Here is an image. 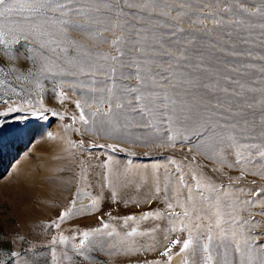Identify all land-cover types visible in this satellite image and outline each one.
<instances>
[{"label":"rangeland","instance_id":"374dc122","mask_svg":"<svg viewBox=\"0 0 264 264\" xmlns=\"http://www.w3.org/2000/svg\"><path fill=\"white\" fill-rule=\"evenodd\" d=\"M129 2L139 4L144 0ZM120 3L128 15L117 17L115 12L101 10L100 18L106 19L107 22L96 25L95 29L108 28L107 31H102V38H89L85 32L69 31L68 35L84 46L79 51L68 46L66 53L58 50L54 54L47 49H40L38 45L22 42L17 46L15 61L8 60L0 53V66L6 69L0 73V80L4 81V85L0 87V253H2L0 259H3L4 264H53L50 241L53 236L58 237L61 233L68 236L69 241L63 245L57 242L55 245L56 264H143L144 260L163 262L166 258L161 256V252L168 245L164 237L167 235L169 239L177 237L183 239L187 235L167 231L172 227L170 221L175 220L169 213L183 211L179 207L168 209L167 202L175 204V199L166 202L163 192L159 196H154L157 179L162 189L165 183L170 181L168 196L170 198L174 196L173 187L176 180L172 174L176 172L177 164L181 165L184 173H187L189 168H196L197 164L201 165L197 171L225 189L229 186L228 177H233L231 187L233 195L230 199L226 198L225 203H231L238 198L237 205L240 209L238 215L241 221L249 222L245 225V231L257 241L254 247L264 244V204L261 203L264 201V192L260 191L264 189V176L254 175L253 173L257 171L255 167L249 165L248 174L236 183L235 178L240 175L239 168L225 167L221 172L213 171V168L219 165L203 155H197L196 163H190L196 154L195 148L189 152V147L197 142L194 135L190 137V142L179 139L175 147L168 146L166 140L171 133L167 123L162 119L156 123L154 129H149L135 127L134 124L124 127L127 122L120 116L117 117L119 131H113V125L108 117L91 116L97 108H100L101 112L107 110V103L101 104L100 97L103 95L106 100L108 93L107 91L101 93V88L107 89L115 84V94L126 97L128 94L123 91L125 87L138 86L135 75L137 65L133 58L141 62L149 60L151 63L148 66L153 71H163L168 68L169 60V57L163 54L166 52L178 54L180 49L186 50L190 63H202L203 67L208 69L207 72L192 68L185 71L198 75L203 83L216 86L215 91L199 87L190 89L186 96L177 97L187 102L193 114L199 112L201 116L206 117L203 105L208 100L215 103V97L225 96V93L219 91L220 88L228 87L229 92L236 88L230 81L224 79L226 76L234 80L239 79L246 88L255 89L251 92L245 91V97L249 102L260 100L262 94L258 90L264 89L262 78L264 74L259 71L264 67V28L260 25L264 23V17L242 12L238 5L256 9L264 6V0H158L159 6L151 11L150 18L149 11L141 12L136 8L123 7L124 0H120ZM226 7L231 8V13L223 11ZM235 19H243L245 23L237 25L230 22ZM117 20L120 23L127 21L123 30L111 27V23ZM214 20L218 23H214ZM137 29L147 31H141L138 35ZM118 36H123V43L112 45L111 41ZM135 41L140 43L134 44ZM29 47L34 51L29 52ZM118 47L125 53L120 58L123 65L110 59L118 56ZM137 47L144 51L137 52L135 50ZM85 50L91 54V60L105 65V71H108L113 79H107L102 72H97L95 77L80 74L53 75L46 72L40 79L43 88L41 93L37 92L34 83L17 80V73L8 71L15 66L19 72L27 75L29 70L36 72L42 63L54 61L59 68L76 72V68L65 61L88 59ZM105 55L109 56L108 60L103 59ZM27 56H32L35 63L28 60ZM42 57H46L47 60ZM175 58L176 55L172 57ZM245 65L254 67H244ZM143 66L141 64V67ZM111 68L116 69L114 74L110 72ZM234 68L239 71H232ZM93 79L97 83L93 84ZM12 87L18 91L21 87L28 89L29 96L26 98L32 100V107L37 110L36 115H33L32 109L27 106L22 111H6L9 105L15 107L25 98L11 94ZM91 89L96 91L93 92ZM176 91L183 92V88ZM58 92H63L67 96L63 103L57 99ZM4 93L9 94L5 96ZM5 99L9 104L4 103ZM40 99L50 111L39 109ZM77 100L81 101V106L89 119L87 132L78 119L80 110L75 104ZM85 101L92 105L90 109L84 106ZM114 105L115 100H113L115 113L118 110ZM53 111L58 114L53 115ZM246 111L255 112V119L259 121L258 105ZM60 114H63V119ZM73 116L77 117L75 123L71 119ZM131 117L140 119L134 113L130 114V119ZM199 120L200 116H193V121ZM193 121L188 122L189 131L194 127ZM66 125L72 127L66 128ZM75 128H81V132H76ZM93 128L96 130H92ZM49 134L54 138L50 139ZM69 141L76 147L70 145ZM91 145H114L115 150ZM226 155L230 161L235 159L231 150L226 151ZM105 164H109V168H105ZM105 175L109 176L110 187L105 186ZM82 176L87 178L82 179ZM185 179L194 185L190 176L186 175ZM113 190L117 192L115 200L112 198ZM85 194L99 199V210L91 211L90 205L74 208L72 215L58 221L60 212L67 210L73 199ZM186 195L187 190L184 189L183 196ZM241 201L252 203L243 204ZM197 203L198 205L201 203L198 196ZM138 211L143 214L159 212L161 215L141 220V216L135 215ZM225 211L230 209L226 208ZM109 214L115 219L110 220ZM208 214L211 215V210ZM127 216L136 219L125 224L124 218ZM101 219L109 223L111 228H115L119 235L98 237V241L93 242V250L87 252L89 259L77 256L72 251L71 244L79 242L82 238L81 232L101 227ZM52 221L59 222L60 227L56 228ZM133 227L137 229V234L126 237V233ZM73 236L76 238L72 239ZM121 240L125 241V246L134 243L136 247L147 249L152 246L155 250L141 251L131 258L109 255L114 251L109 245ZM179 247L180 245L174 247L172 252H179ZM10 250L18 251L20 257L18 259L10 257ZM65 251L72 257L71 260L63 258L62 253Z\"/></svg>","mask_w":264,"mask_h":264},{"label":"snow or ice","instance_id":"6c2138e0","mask_svg":"<svg viewBox=\"0 0 264 264\" xmlns=\"http://www.w3.org/2000/svg\"><path fill=\"white\" fill-rule=\"evenodd\" d=\"M159 6L158 0H144L143 3H132L129 0H124L123 7L129 9L136 8L139 11H149V18L151 11H154ZM167 7V5H165ZM240 11L248 13L249 15H257L264 17V6L256 9H248L243 5H238ZM108 12H115L117 17L121 15H128L123 11L120 0H0V53L3 54L10 61L16 59L17 46L22 42H26L29 45H38L40 49H47L51 53H66L68 46L81 50L84 46L77 40L72 39L68 33L70 30L82 31L88 34L89 38L101 37L102 31H107L108 28L95 29L98 24H105L106 19L100 18L101 10ZM225 12L231 13V8L226 7L223 9ZM167 15L168 13H161ZM212 15V14H209ZM75 17V18H74ZM144 19V17H141ZM218 23L217 21H213ZM237 25H243L245 21L243 19H235L230 21ZM127 21L120 23L119 20L115 23H111L113 29L120 28L123 30ZM264 28V23L260 25ZM91 30V31H90ZM137 34L141 31H147L146 29H137ZM102 38V37H101ZM246 42V41H245ZM123 43V36H118L111 41L112 45H119ZM139 44L140 41L133 42ZM137 52H143L142 48L137 47ZM29 52L34 51L32 47L28 48ZM118 56H113L110 59L121 63L120 59L125 53L118 47ZM235 54V53H233ZM163 55L169 57L168 68L163 71H153L148 66L151 61L144 60L139 61L133 58V62L137 65L136 79L138 86L135 88L125 87L123 91L128 95L121 97L115 94L113 87L107 89L101 88L100 92L107 91L108 96L105 100L101 95L100 103H107V110L101 112L100 108H97L95 112L91 113L93 118L98 115L108 117L113 125V131H119L120 124L117 117L122 116L127 122L124 127L133 125L135 127H143L154 129L155 125L161 119L167 123L168 130L171 134L167 136L166 143L170 147H175L177 140L182 139L185 142H190V137L195 136L197 142L189 147V152H192L193 148L196 149V154L193 155L190 163H196V156L203 155L208 160L214 161L219 167H214L213 171L221 172L223 168H239L240 175L235 178V182L248 174V166L252 165L256 168V172L253 174H260L264 176V89H259L261 92V99L254 102H249L245 97V91H255L252 88H246V85L239 79H232L231 77H224L225 80L230 81L236 86L231 92L228 87H222L219 91L225 93L223 98L215 97V103L212 100H208L203 105V111L207 113V116H201L199 112L193 114L191 108L187 105L184 99H177L180 96H186L190 89L203 87L210 91H215V85L201 82L198 75H193L191 72L185 71L188 68L195 69L197 71H208L204 68L202 63L192 64L189 62V57L186 54L185 49H180L178 54L166 52ZM176 55L175 59L172 57ZM85 56L88 59L74 60L66 59V63L76 68V72H69L63 68H59L54 61L42 63L40 68L36 72L28 71L27 75L12 66L8 71L17 73V80L27 81L29 84H35L37 92H43L42 85L40 83L41 77L44 73L51 72L53 75H91L95 77L97 72H102L107 79H113V76L105 71V65L97 64L91 60V54L85 50ZM28 60H35L32 56L26 57ZM59 58V57H57ZM42 59L47 60L46 57ZM104 60H108L109 56L105 55ZM141 64L144 66L141 67ZM244 67H254L253 65H245ZM57 68L59 71L57 72ZM6 69L0 66V73L5 72ZM116 69L111 68L110 72L115 73ZM232 71H239V69H232ZM259 71L264 74V67H261ZM128 79L129 77H124ZM158 78V79H157ZM264 78V77H262ZM93 84L97 83L95 79ZM100 83H104L100 81ZM4 85V81L0 80V87ZM167 85V87H165ZM178 88H183V92L176 91ZM239 89V90H237ZM95 92L96 89H91ZM11 94L15 96H23V102L15 107L9 105L7 112L22 111L25 106L32 109L33 115L37 114V110L32 107V100L26 97L29 96L28 89L21 87L19 91L17 88L12 87L10 89ZM9 93H4L7 96ZM57 99L63 103L67 96L63 92L56 94ZM95 99V97L93 98ZM203 99V97H202ZM113 100H115V109L117 112H113ZM5 104H9L7 99L4 100ZM77 109L80 110L78 119L81 122L84 131L89 129L86 127L89 125V119L84 112V108L81 106V101H75ZM259 106L260 117L257 122L255 119V112L249 113L246 109H254ZM85 107L91 108L92 105L85 101ZM39 109L41 111H50L46 109L43 100H39ZM134 113L139 116V120L135 117H131L130 114ZM6 114V113H4ZM57 115L55 111L52 113ZM61 119H63V114ZM200 116V120L193 121V116ZM73 123L76 122L77 117L73 116ZM193 121L194 127L191 131L188 129V122ZM179 125V127H173ZM66 128H71L72 125H66ZM76 132H81V128H75ZM92 130H96L93 128ZM158 131V129H157ZM49 138L52 137L49 134ZM162 139V137H153ZM139 139V138H138ZM73 147L71 141L68 142ZM99 147H109L115 150L114 145H91ZM231 150L234 154V160H228L226 151ZM123 151V149H121ZM111 161V157H109ZM254 161L256 162L254 164ZM170 163H176L170 161ZM105 168H109V164L104 165ZM201 165L197 164L196 168H189L187 173H184L180 164H177L176 172L172 175L175 176L176 184L173 187L174 196H168L169 183L168 177L163 189L160 187L159 180L155 183L154 196H159L161 192L164 193L165 201L175 199L176 203L167 202L168 209L179 207L182 209V213L170 212L171 217H175V220L170 221L172 227L168 229V232H180L186 233V237L181 239L179 237L175 239H169V236H165L164 239L168 241V245L161 252V256L166 258L163 262L160 260L148 261L144 260L143 264H173L174 255L181 258V264H264V244H260L258 247H254L257 241L254 240L246 231L245 225L248 221H241V217L238 215L239 207L237 200H232L231 203H225L226 198L232 197V183L233 177L229 176V186L227 189L216 185L210 181L202 172H198L197 169ZM190 176L194 181V185L189 184L185 179V176ZM82 179H86V176H82ZM106 182L105 186L110 187L111 181L108 175L104 176ZM184 189L187 190V195L183 196ZM78 189V194H79ZM243 191V189H240ZM260 191L264 192V189ZM259 195V193H254ZM197 196L201 202L197 203ZM183 197V198H182ZM112 198H117V192L113 190ZM243 204H251V201H241ZM264 204V201H261ZM99 199L93 198L90 200L91 211H98ZM76 206V200L73 199L71 206L65 211H61L58 217V221H63L67 217L73 214V208ZM230 211H225V209ZM211 210V215L209 211ZM159 212H146L140 219H147L148 217H160ZM109 219H115L109 214ZM136 218L133 216H127L124 218V223L128 224L129 221H133ZM52 224L56 228L60 227L59 222L52 221ZM48 227V225H45ZM109 223H106L101 219V227L93 228L88 231L80 233L82 237L78 243L71 244L72 251L77 256H83L85 259H89L87 252L93 250V242L98 237H112L114 234L119 235L115 228H111ZM137 234V229L133 227L131 231L126 233V237H132ZM76 237L73 236L72 239ZM22 239V238H21ZM69 241V237L63 235L53 236L50 245L52 246V261L56 264L57 252L55 245L65 244ZM180 245L179 252L173 253L172 249ZM110 249L114 251L110 252L111 256H126L133 257L141 251L155 250L154 247L149 246L147 249L143 247H136L134 243L127 244L121 240L117 243L109 245ZM2 254V253H0ZM10 257L19 258L20 253L18 251L9 252ZM65 260H71L68 252L62 253ZM0 264H4L3 259H0Z\"/></svg>","mask_w":264,"mask_h":264},{"label":"bare ground","instance_id":"6f19581e","mask_svg":"<svg viewBox=\"0 0 264 264\" xmlns=\"http://www.w3.org/2000/svg\"><path fill=\"white\" fill-rule=\"evenodd\" d=\"M91 199H93V198L90 195H88V194H85V195H82V196H80L78 198H75V200H76V206L74 208L84 207V206L90 205V200ZM135 215L136 216H142L143 215V212L138 211V212H136ZM94 241H98V239L96 238ZM175 253H178V252H175ZM173 264H181V258L176 257L174 255Z\"/></svg>","mask_w":264,"mask_h":264}]
</instances>
